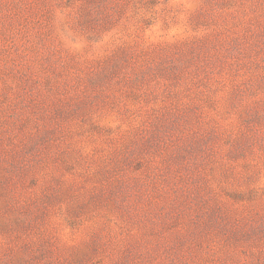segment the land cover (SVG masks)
<instances>
[{
  "label": "rangeland",
  "instance_id": "374dc122",
  "mask_svg": "<svg viewBox=\"0 0 264 264\" xmlns=\"http://www.w3.org/2000/svg\"><path fill=\"white\" fill-rule=\"evenodd\" d=\"M0 264H264V0H0Z\"/></svg>",
  "mask_w": 264,
  "mask_h": 264
}]
</instances>
